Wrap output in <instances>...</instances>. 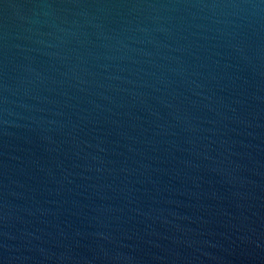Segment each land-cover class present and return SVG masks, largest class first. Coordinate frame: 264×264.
I'll use <instances>...</instances> for the list:
<instances>
[{"label": "water", "instance_id": "1", "mask_svg": "<svg viewBox=\"0 0 264 264\" xmlns=\"http://www.w3.org/2000/svg\"><path fill=\"white\" fill-rule=\"evenodd\" d=\"M0 264H264V0H0Z\"/></svg>", "mask_w": 264, "mask_h": 264}]
</instances>
